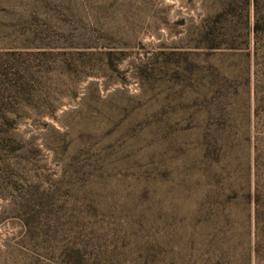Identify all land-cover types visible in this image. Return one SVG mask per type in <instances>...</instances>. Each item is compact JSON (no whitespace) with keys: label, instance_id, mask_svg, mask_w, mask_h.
<instances>
[{"label":"rangeland","instance_id":"374dc122","mask_svg":"<svg viewBox=\"0 0 264 264\" xmlns=\"http://www.w3.org/2000/svg\"><path fill=\"white\" fill-rule=\"evenodd\" d=\"M3 111L0 264H264V0H0Z\"/></svg>","mask_w":264,"mask_h":264},{"label":"trees","instance_id":"16d2710c","mask_svg":"<svg viewBox=\"0 0 264 264\" xmlns=\"http://www.w3.org/2000/svg\"><path fill=\"white\" fill-rule=\"evenodd\" d=\"M257 2V0H255ZM225 13L221 12L218 14V17H222L224 16ZM92 24H97L99 26H104V23H102L99 20H95V21H90ZM259 29V24H258V19L255 20V25H254V32L257 33ZM229 32L227 30L225 31H218L216 29V27L214 26H210V27H203L202 31L199 33V36L201 37V41H203L204 43H206V45L204 47H201L203 50H206L208 53L209 52H213V50L219 49L221 48V44L217 41L219 40L221 37L222 39H225L226 37H229ZM197 48H200L197 46ZM107 55L110 58L111 53L107 52ZM111 60V58H110ZM9 113V111H3L1 112V117L7 118V114ZM211 142V140H209ZM226 143V142H225ZM223 148L224 146L221 145L219 146V153H218V170H220L221 173H224V171L226 170V166H222V157L224 158L223 154L225 155V160H226V153H223ZM229 147H227L228 149ZM227 151V150H226ZM209 155V151L206 150V147H203V154L201 155V158L204 159V163L207 164V157ZM256 156H254V163L256 162ZM219 187L217 188V193H216V197H215V202L214 205H212L210 208L205 209L204 212L202 213V215L204 216H212L214 214H216L219 210V208H221L219 214L224 215L227 212V206L230 202L233 201V199H237L238 198V194L237 191L235 190V188L233 187V185H228L227 187H224V184L222 182V180L219 183ZM257 184V183H256ZM246 197L248 202H252L254 203V221L255 224L258 225L259 222V218H260V208H259V198H260V192L258 191V187L255 185V189H254V193H251L250 191L246 192ZM257 231H258V227H257ZM258 239V237H257ZM254 252L256 255H258L259 253V244L258 241L256 242L255 246H254Z\"/></svg>","mask_w":264,"mask_h":264}]
</instances>
